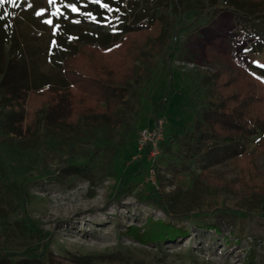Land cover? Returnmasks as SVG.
Segmentation results:
<instances>
[{
  "label": "rangeland",
  "instance_id": "obj_1",
  "mask_svg": "<svg viewBox=\"0 0 264 264\" xmlns=\"http://www.w3.org/2000/svg\"><path fill=\"white\" fill-rule=\"evenodd\" d=\"M148 1L127 17L112 19L111 7L90 9L87 0H0L1 69L13 50L18 53L16 73L7 79L10 88L27 72L31 88L67 89L64 58L89 44L110 47L135 23L156 18L163 31L138 63L132 84L137 100L110 126L59 125L33 137L7 133L3 121L13 111L4 105L6 69L0 70V262L34 249L47 264L77 258L104 264H248L253 251L256 264H264V204L243 192L214 188L201 177L207 165L210 176L236 180L233 161L241 152L254 156L262 172L264 155L257 156L256 146L263 132L254 129L220 149L211 146L209 155L192 148L188 137L212 108V72L238 66L264 75V50L258 46L253 52V42L242 38L230 9L235 0ZM100 15L97 25L93 20ZM7 33L9 44L3 39ZM160 119L166 123L164 141L153 162L148 154L139 157L138 138ZM171 141L176 144L170 148ZM75 167L88 174L72 172ZM156 192L171 196L170 212L186 215L176 223L189 230L187 238L161 249L125 234L150 217L171 219L144 203ZM214 222L222 235L201 234L199 225ZM224 237L231 238V246Z\"/></svg>",
  "mask_w": 264,
  "mask_h": 264
},
{
  "label": "trees",
  "instance_id": "obj_2",
  "mask_svg": "<svg viewBox=\"0 0 264 264\" xmlns=\"http://www.w3.org/2000/svg\"><path fill=\"white\" fill-rule=\"evenodd\" d=\"M148 3V0H87L86 7L94 10L111 7L108 13L114 19L117 14L127 17ZM122 5L125 6L123 9ZM230 5L233 6L230 9L235 12L242 38L253 42L250 49L256 52L259 46L264 50V0H235V3ZM226 9L228 8H217ZM101 18L100 15L94 18L93 22L100 25ZM160 24L155 18L148 24L135 23L136 27L124 25L126 34L112 46L89 44L76 55L64 58L63 68L69 84L67 89L31 88L27 72H23L25 74L21 83L10 88L7 79L16 73L12 67L16 65L18 56L13 50L6 65L2 66V69L0 67V70L6 69L1 73L5 74L2 82L4 105L13 111L3 121L7 133L13 134L19 130L33 137L38 132L58 128L59 125L72 128L95 122L113 125L116 116L127 110L136 99L132 84L139 75L138 63L149 42L161 40L163 31ZM10 28L13 26H9ZM3 39L5 44H9L12 42V35H5ZM231 46L234 49L235 43ZM231 55L234 53L231 52ZM214 57L220 60L215 54ZM209 80L212 86V108L207 110L202 127L188 136L191 147L203 155H209L211 146L220 149V145L240 139L245 132L260 129L263 135L257 142V156L264 155V75L246 72L235 66L234 70L218 69L212 72ZM17 114H20L19 120L15 118ZM171 144L170 148L176 142L171 141ZM170 148L166 152H171ZM233 162L238 171V178L234 181L210 176L207 165L204 166L201 177L214 188L231 193L243 192L256 202L264 204V170L260 172L257 169L255 157L250 153L241 152ZM70 170L80 175L88 174L82 167ZM170 198L169 195L156 192L149 194L144 201L146 205L162 210L171 217L169 221L154 220L150 217L141 227H129L126 236L146 247L157 249L187 238L189 230L179 227L176 223L186 215H173L170 212ZM198 227L202 231L201 234L222 235L215 222ZM223 242L232 245L230 237H224ZM41 254L33 249L26 257L16 260L4 259L0 264H47L46 260L42 261ZM256 254V251H253L248 264H256ZM110 263L122 262L117 260ZM68 264L104 263L93 258H77L70 260Z\"/></svg>",
  "mask_w": 264,
  "mask_h": 264
},
{
  "label": "built area",
  "instance_id": "obj_3",
  "mask_svg": "<svg viewBox=\"0 0 264 264\" xmlns=\"http://www.w3.org/2000/svg\"><path fill=\"white\" fill-rule=\"evenodd\" d=\"M165 121L160 119L154 127L141 130L138 138L139 157L148 154L151 161L156 160L161 155V145L164 141Z\"/></svg>",
  "mask_w": 264,
  "mask_h": 264
},
{
  "label": "snow or ice",
  "instance_id": "obj_4",
  "mask_svg": "<svg viewBox=\"0 0 264 264\" xmlns=\"http://www.w3.org/2000/svg\"><path fill=\"white\" fill-rule=\"evenodd\" d=\"M72 11H76V9H75V8H73V9H72ZM48 23H51V21H48Z\"/></svg>",
  "mask_w": 264,
  "mask_h": 264
}]
</instances>
